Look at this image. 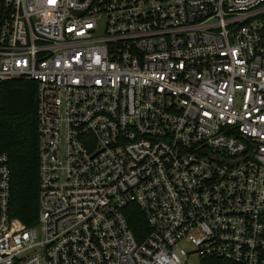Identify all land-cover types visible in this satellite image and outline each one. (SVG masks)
Instances as JSON below:
<instances>
[{
	"label": "built area",
	"instance_id": "2783aa9c",
	"mask_svg": "<svg viewBox=\"0 0 264 264\" xmlns=\"http://www.w3.org/2000/svg\"><path fill=\"white\" fill-rule=\"evenodd\" d=\"M13 79L38 223L9 216L1 154L0 264H264V0H0Z\"/></svg>",
	"mask_w": 264,
	"mask_h": 264
},
{
	"label": "trees",
	"instance_id": "16d2710c",
	"mask_svg": "<svg viewBox=\"0 0 264 264\" xmlns=\"http://www.w3.org/2000/svg\"><path fill=\"white\" fill-rule=\"evenodd\" d=\"M5 154L10 169L8 213L24 226L38 223V138L36 83L24 79L0 82V155ZM137 242L147 235L145 219L135 204L123 209Z\"/></svg>",
	"mask_w": 264,
	"mask_h": 264
},
{
	"label": "rangeland",
	"instance_id": "374dc122",
	"mask_svg": "<svg viewBox=\"0 0 264 264\" xmlns=\"http://www.w3.org/2000/svg\"><path fill=\"white\" fill-rule=\"evenodd\" d=\"M187 250H188L189 252H191V251L194 250V248H193V247H188ZM195 259H196V257H191V258H189V261H188V262H189L190 264H195Z\"/></svg>",
	"mask_w": 264,
	"mask_h": 264
}]
</instances>
